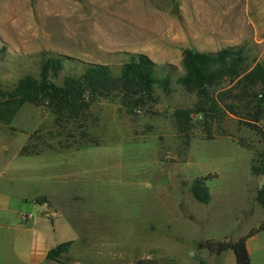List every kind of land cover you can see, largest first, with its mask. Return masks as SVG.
<instances>
[{
	"label": "rangeland",
	"instance_id": "obj_1",
	"mask_svg": "<svg viewBox=\"0 0 264 264\" xmlns=\"http://www.w3.org/2000/svg\"><path fill=\"white\" fill-rule=\"evenodd\" d=\"M3 45L0 89L36 75L38 56L24 55L41 50L99 63L141 52L159 64V79L170 76L147 110L134 111L121 94L97 98L91 119L66 140L68 129L42 106L24 103L0 121V190L36 191L31 211L67 242L47 260L219 264L200 242L235 240L264 220V139L239 120L242 103L225 99L236 115L208 119L211 138L202 115L188 136L172 117L196 101L176 82L183 47L238 46L246 63L264 65V0H0ZM259 123L264 130V104ZM207 175L210 199L201 203L191 186Z\"/></svg>",
	"mask_w": 264,
	"mask_h": 264
},
{
	"label": "trees",
	"instance_id": "obj_2",
	"mask_svg": "<svg viewBox=\"0 0 264 264\" xmlns=\"http://www.w3.org/2000/svg\"><path fill=\"white\" fill-rule=\"evenodd\" d=\"M3 45L0 54L5 50ZM126 60L120 63H99L81 60L58 52L41 50L24 57L38 56L37 73H25L10 86L0 89V121L9 123L18 108L24 104L42 106L50 110L58 129H68L65 140L72 137L70 128L83 129L93 116L92 106L99 97L113 93L122 95V102L136 110H147L156 103L154 87L167 88L170 76L157 77L159 64L141 52H121ZM182 73L176 76L185 92L193 93L196 101L191 106L176 107L172 112L176 132L188 136L195 114L202 115L207 138H211V123L217 111L236 115L234 106L226 98L242 103L244 113L238 115L242 123L256 131L264 139L260 125V113L264 104V65L246 63V56L238 46H224L216 51L198 50L195 47L181 49ZM172 68V66H170ZM61 74V72H63ZM84 134V130H81ZM254 171H258L253 166ZM197 178L191 186L193 198L207 203L210 193L206 179ZM263 189L258 199L263 200ZM264 229V221L253 226L235 240L206 239L198 245L214 254L230 249L236 264H250L246 249L249 236ZM67 242L50 249L47 258L66 250ZM135 264H150L139 260Z\"/></svg>",
	"mask_w": 264,
	"mask_h": 264
},
{
	"label": "crops",
	"instance_id": "obj_3",
	"mask_svg": "<svg viewBox=\"0 0 264 264\" xmlns=\"http://www.w3.org/2000/svg\"><path fill=\"white\" fill-rule=\"evenodd\" d=\"M34 192L0 190V264H71L47 260L48 251L65 241V237L48 218L32 212L34 207L38 210V204L32 198ZM246 249L250 264H264V229L247 238ZM214 255L219 264H236L230 249Z\"/></svg>",
	"mask_w": 264,
	"mask_h": 264
},
{
	"label": "built area",
	"instance_id": "obj_4",
	"mask_svg": "<svg viewBox=\"0 0 264 264\" xmlns=\"http://www.w3.org/2000/svg\"><path fill=\"white\" fill-rule=\"evenodd\" d=\"M28 216H30V214H28Z\"/></svg>",
	"mask_w": 264,
	"mask_h": 264
}]
</instances>
